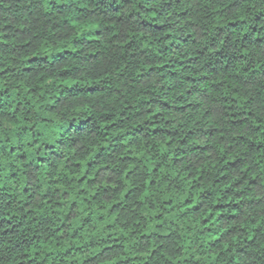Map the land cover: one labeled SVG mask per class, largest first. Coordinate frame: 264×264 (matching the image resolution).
Wrapping results in <instances>:
<instances>
[{
    "label": "trees",
    "instance_id": "obj_1",
    "mask_svg": "<svg viewBox=\"0 0 264 264\" xmlns=\"http://www.w3.org/2000/svg\"><path fill=\"white\" fill-rule=\"evenodd\" d=\"M250 48L251 0H0V264H264Z\"/></svg>",
    "mask_w": 264,
    "mask_h": 264
},
{
    "label": "clouds",
    "instance_id": "obj_2",
    "mask_svg": "<svg viewBox=\"0 0 264 264\" xmlns=\"http://www.w3.org/2000/svg\"><path fill=\"white\" fill-rule=\"evenodd\" d=\"M136 2H139V0H136ZM245 2H249V0H245ZM253 4H259L260 7H264V0H251ZM134 6V4L132 5ZM130 10V8L125 9V11ZM135 19V17L133 18ZM233 51H238V45L233 48ZM249 51L254 52V56L250 57L249 59L258 60L259 63H264V54L261 53V50L259 49H249ZM107 67V65H105ZM114 67V66H113ZM91 71V74H95L96 72H102L103 68L100 69H94V70H88L85 69V71H82L79 75L82 79L87 78V74ZM115 74V73H113ZM256 92L261 93L260 102H264V76H261L255 83H251L247 86H241V94L247 93V95H255ZM86 99L83 95H71L68 96L66 99L62 100V108L66 116H72L76 113L73 111V106L76 104H82L84 100ZM88 101L93 104H97V112H102L103 106L102 104H98L97 101H100L102 97L100 96H92L87 97ZM253 108H255V104H253Z\"/></svg>",
    "mask_w": 264,
    "mask_h": 264
}]
</instances>
